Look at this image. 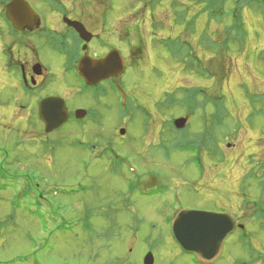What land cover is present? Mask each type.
<instances>
[{
	"label": "rangeland",
	"instance_id": "374dc122",
	"mask_svg": "<svg viewBox=\"0 0 264 264\" xmlns=\"http://www.w3.org/2000/svg\"><path fill=\"white\" fill-rule=\"evenodd\" d=\"M28 2L41 20L51 18L49 2ZM60 2L67 5L71 17L83 20L89 28L94 27L93 22H107L109 42L114 41L130 59L120 84L128 109L135 108V103L144 108L135 111L120 137L116 95L77 97L73 91L80 87L79 81L59 74L50 60L57 56L46 51L39 56L54 73L51 88L62 87L68 104L96 109L100 118L98 123L86 120L81 126L69 121L57 133L45 135L37 116V93L22 90L16 67L7 66L1 52L6 45V25L0 17V264H143L146 251L151 253L152 264H198L176 244L167 223L173 210L192 206L215 212L231 209L247 227L245 232L236 229L225 238L223 254L214 264H264V220H254L250 207L264 202L262 174L250 181L243 178L252 158L255 163L264 162V118L256 115L251 122L246 120L247 113L255 115L257 104L262 109L264 104L251 96L254 109L245 97L264 95V10L257 5L244 9V46L238 48L235 37L227 43L230 51L229 55L224 52L221 68L216 73L210 70L217 77L214 86V79L192 73L190 65L177 59L188 56L190 48L171 39L181 35L192 45L194 56L200 54L203 62L211 60L209 34L223 37L226 21L207 24L199 13L202 4L161 0L143 8L139 0H54L66 8ZM180 2L195 21L179 19L180 14L188 13L176 5ZM106 3L111 9L104 16ZM152 24H156L155 30ZM95 45L100 44L93 40L91 46ZM138 48L145 50L143 58ZM134 54L140 58L136 62ZM219 58L214 61L221 62ZM203 62L206 68L208 62ZM4 79L9 86L1 85ZM194 85L201 100L202 93L220 90L213 93L229 109L222 126L214 130L217 139L230 133L220 142L225 157L220 162L219 155L202 153V168L191 159L194 154L171 147L177 131L170 125L161 126L164 120L187 112L175 100L172 105L160 103L165 92ZM155 102L161 106L158 113ZM190 107H196L195 103ZM200 115L188 117V127L178 132L180 138H193L202 130ZM96 137L105 142L103 147L113 146L114 152L126 157L141 179L123 167L116 168L106 153L98 156L99 147L91 150L89 144ZM148 174L156 177L157 188L138 191L139 182ZM248 198L251 204L241 210V200ZM258 209L264 211L262 206Z\"/></svg>",
	"mask_w": 264,
	"mask_h": 264
},
{
	"label": "flooded vegetation",
	"instance_id": "af4514ba",
	"mask_svg": "<svg viewBox=\"0 0 264 264\" xmlns=\"http://www.w3.org/2000/svg\"><path fill=\"white\" fill-rule=\"evenodd\" d=\"M51 11V18L41 20L42 18L40 16L39 26L32 31L24 29L19 31L18 34L14 36L12 31L6 27V45L2 46L1 52H3L6 56V65L12 68L16 67L19 79L18 83L22 90L37 93V95L34 96L36 107L39 100L43 98L52 96L62 97L65 100L69 111L68 120H76L73 114L77 108H84L87 110V113L90 108L80 105L72 106L70 102L68 104L65 94L62 93V87L56 89L51 88L54 81V73L50 66H47L46 63L40 60L39 54L47 51L48 53L53 52L57 56V58H50L56 71L63 77L71 76L74 80L79 81L80 87H76L73 91L76 93L75 95L77 97H87V95L91 92L90 88L84 86L83 81L77 73V65L81 56L87 55L97 59L103 57L112 49L118 50L123 56L124 54L118 49V45L114 41L109 42L105 30L108 26L107 22L104 23L101 21V24L98 25H96V22H93L94 27L89 28L83 20L71 17L65 10L51 9ZM64 16L80 21L84 25L85 29L92 34V37L89 42L86 43V48L84 50L82 49L84 41L79 38L73 28L63 22L62 18ZM117 32L119 33L118 30ZM116 37L119 38V35ZM93 40H95L96 43L99 42L100 45L98 48L97 45L91 46V42ZM137 51H141L143 54L146 53L144 49L140 50L138 48ZM127 58V62H129L130 59L128 56ZM36 65L39 66L37 67ZM5 80H7V83H3ZM1 85H5V87L9 86L10 84L8 79L2 80ZM23 106L24 105H20L19 108H22ZM86 116L87 115L81 119H85ZM77 125L79 126L82 124ZM106 149L107 148H105L103 152H105ZM140 179L141 177H139V180ZM190 208L207 209L196 206H192ZM216 211L222 212L228 210L226 208H221ZM222 254L219 255L214 262L219 260ZM191 256L192 260H195V256Z\"/></svg>",
	"mask_w": 264,
	"mask_h": 264
},
{
	"label": "water",
	"instance_id": "95a60500",
	"mask_svg": "<svg viewBox=\"0 0 264 264\" xmlns=\"http://www.w3.org/2000/svg\"><path fill=\"white\" fill-rule=\"evenodd\" d=\"M5 11L7 18L19 30L25 28L32 30L38 25L37 14L24 0H11L6 4ZM64 20L86 41L90 39V35L80 23ZM78 68L83 79L88 84H93L108 76L121 73L124 69V59L116 51H111L100 59L84 56ZM38 115L45 124V132H50L67 120L68 113L62 99L47 97L39 101ZM76 115H83V111H76ZM185 122V118H179L174 121V125L181 128ZM119 132L123 134L124 129H120ZM155 185L156 178L152 177L145 188L152 189ZM235 226L234 219L228 213L182 209L174 217L171 230L176 241L186 251L195 252L200 258L212 259L221 251L223 239ZM152 262L153 258L148 253L144 258V264H152Z\"/></svg>",
	"mask_w": 264,
	"mask_h": 264
},
{
	"label": "trees",
	"instance_id": "16d2710c",
	"mask_svg": "<svg viewBox=\"0 0 264 264\" xmlns=\"http://www.w3.org/2000/svg\"><path fill=\"white\" fill-rule=\"evenodd\" d=\"M3 1V2H2ZM7 0H0V4L6 2ZM158 1V0H157ZM195 1V4H202V7L199 11V13H203L204 17L207 20V24L210 22H216L221 23L222 21H226V24L223 25V37H219L218 35H215L212 37L213 34H209L211 39L210 46L212 48V51L210 52L209 57L211 60L208 62L206 59L203 63H207L208 65L206 68H203L201 63L198 62L199 68L197 70V75L203 77V78H211L213 81V84L215 86V80L217 81V77L214 73H216L217 69L221 68V65L223 64V57L224 52L229 55V51L227 48V43L231 41L232 39H235L239 41L238 48H243L244 46V33L245 28L244 24L245 21L242 17L244 9H255L254 5L259 6L261 9L264 10V0H190ZM180 3L176 4L179 6ZM179 19L181 18L183 21H185V17L180 14ZM195 17L191 19V21H187L188 23H191L194 20ZM235 37V38H233ZM179 41V40H177ZM181 42V41H179ZM183 44H186L189 48L190 46L185 43L181 42ZM219 46V47H218ZM216 51L214 52L215 48ZM189 55H185L188 58L189 64L192 65L193 60H196L191 55V48L189 50ZM136 59L139 58L136 54ZM185 56L178 57L179 60H183ZM222 56V57H221ZM220 57L222 60L221 62H215V58ZM209 58V59H210ZM219 58V59H220ZM264 59V58H263ZM220 61V60H219ZM210 70H212L214 73H211ZM218 82V81H217ZM207 86H213L211 84H208ZM198 87H189V88H180L178 90V93H182V96L176 99L175 94L170 97L171 100H175L181 105H184L185 108L188 110L187 113L190 115H196V109H199L202 115H200V121L203 124V128L201 131H199L197 134L194 135L193 138H187L186 136L182 138H178L180 140H183L182 143H178V145L183 149H197L203 148L207 152H211L212 155L217 156L221 155V152L219 151V142L220 137L217 139L214 135V130L216 127H221L223 124L224 116L227 115V109L223 106V102L221 99L217 98L215 96L216 92H220V90H213L212 94H206L202 93L203 100L200 99L198 96ZM201 93V91L199 92ZM251 96L258 97L260 102H263L264 104V95H254V94H248L247 100L249 103L254 106V109L256 108L254 105V102L251 101ZM169 99V102L172 103V101ZM188 102V104H186ZM194 102L196 107H190V103ZM212 107L214 109L213 113L210 109ZM229 110V109H228ZM254 111V110H253ZM255 115L251 116V114L248 116L247 121L250 122L256 115H259L264 118V109L261 108L259 104H257V109H255L254 112ZM224 117V118H223ZM237 127L239 125L236 124ZM223 136V135H222ZM182 145V146H181ZM199 152V151H197ZM199 158V155H198ZM260 172L259 175L262 174V181L264 186V162H260L257 166V168H253L251 171H249L247 177L245 179H251L257 172ZM261 202L259 204H256L257 208L253 212H257L258 216L256 218H262L264 219V211L258 209ZM255 205V204H254ZM253 215V214H252Z\"/></svg>",
	"mask_w": 264,
	"mask_h": 264
}]
</instances>
